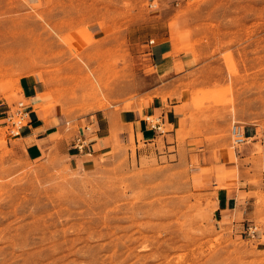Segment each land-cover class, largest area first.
I'll use <instances>...</instances> for the list:
<instances>
[{"label": "rangeland", "instance_id": "374dc122", "mask_svg": "<svg viewBox=\"0 0 264 264\" xmlns=\"http://www.w3.org/2000/svg\"><path fill=\"white\" fill-rule=\"evenodd\" d=\"M165 38L198 66L178 97L230 160L239 224L215 211L222 185L197 182L166 146V125L84 165L58 152L30 160L4 126L0 264H264V0H0V101L23 100L19 78L37 74L82 134L102 111L143 105L159 82L148 41ZM233 122L255 136L234 146Z\"/></svg>", "mask_w": 264, "mask_h": 264}, {"label": "crops", "instance_id": "0c3cea01", "mask_svg": "<svg viewBox=\"0 0 264 264\" xmlns=\"http://www.w3.org/2000/svg\"><path fill=\"white\" fill-rule=\"evenodd\" d=\"M145 54L159 82L145 92L148 96L141 107L108 109L102 111L101 116L95 115V119L90 122L93 129L89 126L82 128L84 134L81 135L88 141L83 152L74 145L80 130L75 132L66 128L68 122L62 121V115L57 108L48 106L46 86L42 78L33 73L22 75L18 86L28 110V117L15 137L18 139V147H22L23 153L30 160L37 161L48 152H58L73 158L76 164L84 165L94 157L96 148L105 149L115 142H138L140 138L154 139L157 135L147 120L154 116L159 120V125L161 123L167 127L162 134L166 146L174 149L173 155L177 154L186 160L195 180L208 181L210 187L222 185L215 191V211L227 224L237 226L240 222L237 211L243 206L239 199L242 189L235 188L233 184L229 186L227 171L230 160L220 157L219 152L214 149L217 147L215 140L207 138L211 127L200 118L202 111L193 108L189 96L178 97L184 87L180 83H186L191 72L198 66L192 62L189 54L177 53L171 40L167 38L150 39ZM162 92L168 93L165 102L160 94ZM43 93L46 94L45 97L41 96ZM37 102L41 107H34ZM8 105L0 101V128L6 126ZM88 129L91 130L90 133ZM243 131L250 138L256 134V128L249 125H243ZM205 169L209 172L206 173ZM224 185L228 187L225 188ZM241 217H244V213Z\"/></svg>", "mask_w": 264, "mask_h": 264}, {"label": "built area", "instance_id": "2783aa9c", "mask_svg": "<svg viewBox=\"0 0 264 264\" xmlns=\"http://www.w3.org/2000/svg\"><path fill=\"white\" fill-rule=\"evenodd\" d=\"M28 117V110L26 109L25 104L22 100H18L17 102L13 103L12 105H8V109L6 111V126L9 130L10 135L17 136L19 134V130L21 126H23L26 123V119ZM148 120V119H147ZM151 127L153 129H159L160 125L158 122L151 123V121L148 120ZM86 129V127H84ZM231 141L234 144V146L240 145L245 143L250 137L245 136L243 131V125L238 122H233L229 129ZM84 134V131L82 132ZM87 139L84 135L79 134L75 139V147L82 151L87 146ZM249 231L248 233H253L250 231L251 226L248 227Z\"/></svg>", "mask_w": 264, "mask_h": 264}, {"label": "bare ground", "instance_id": "6f19581e", "mask_svg": "<svg viewBox=\"0 0 264 264\" xmlns=\"http://www.w3.org/2000/svg\"><path fill=\"white\" fill-rule=\"evenodd\" d=\"M39 106V105H38Z\"/></svg>", "mask_w": 264, "mask_h": 264}]
</instances>
